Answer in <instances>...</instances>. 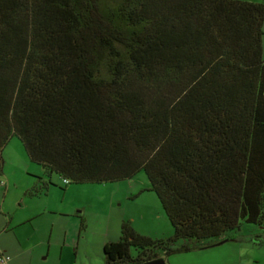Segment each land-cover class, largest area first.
<instances>
[{
  "label": "trees",
  "instance_id": "obj_1",
  "mask_svg": "<svg viewBox=\"0 0 264 264\" xmlns=\"http://www.w3.org/2000/svg\"><path fill=\"white\" fill-rule=\"evenodd\" d=\"M263 23L247 0H0V175L12 136L49 181L144 172L172 235L122 221L102 264L264 229Z\"/></svg>",
  "mask_w": 264,
  "mask_h": 264
},
{
  "label": "rangeland",
  "instance_id": "obj_2",
  "mask_svg": "<svg viewBox=\"0 0 264 264\" xmlns=\"http://www.w3.org/2000/svg\"><path fill=\"white\" fill-rule=\"evenodd\" d=\"M262 40L264 56V35ZM2 158L0 253L10 256L7 264H93L96 257L101 260L102 247L98 243L106 234L116 238L122 220L144 235H172V227L157 196L149 189L144 172L130 180L67 185L53 174L50 182L41 167L29 160L23 143L16 136L4 146ZM74 215L83 217L87 224L86 229L80 231L85 241L77 248L71 245L77 235V228L73 227H77L78 220ZM237 236L248 241L246 248L242 246L241 254L227 256L225 249L229 244L225 243L171 254L164 258L165 262L264 264V230L242 223ZM132 252L134 254V250Z\"/></svg>",
  "mask_w": 264,
  "mask_h": 264
},
{
  "label": "crops",
  "instance_id": "obj_3",
  "mask_svg": "<svg viewBox=\"0 0 264 264\" xmlns=\"http://www.w3.org/2000/svg\"><path fill=\"white\" fill-rule=\"evenodd\" d=\"M263 26H264V23H263ZM264 29V28H263ZM262 49H263V40H262ZM2 175V174H1ZM1 175H0V177H1ZM53 180H52V177H51V181L50 182H52ZM0 185H2V183L0 182ZM54 185V184H53ZM53 187H55V186H53ZM47 189H48V187H47ZM75 216V219H76V217H77V220H78V223H77V227H73L74 228V230H76L75 228H77V235H76V237L75 238H73V244H71V245H75L76 246V248L83 242V241H85V235L83 236V237H80V231H84L85 229H86V227H87V224H86V221H85V219L83 218V217H81L80 215H74ZM122 221H124V220H122ZM122 221H120V225L119 226H121V222ZM81 222H83V224L85 225V228L83 229V230H80V225H81ZM7 231H11V229H8ZM51 233H52V227L48 230V236L50 237L51 236ZM119 235H120V231H119V233H118V235L116 236V238H114V237H110V236H108L107 234L106 235H104V237L102 238V240L98 243V246H100V247H102V249H103V245L105 244V243H107V242H110V241H115V240H117L118 239V237H119ZM149 236V235H148ZM151 237V236H150ZM65 238H67V235H66V232H65ZM225 243H227V244H229L228 246L229 247H227V249H225V251H226V255L228 256V255H238V254H241V250H242V246H244L245 248H246V246L245 245H247L246 243H248V241H247V238H245V237H236V238H234L233 240H229V241H226V242H224V243H221V244H225ZM259 243V242H258ZM65 244V243H64ZM217 246V245H216ZM248 246V245H247ZM187 253V252H186ZM0 254H3V253H0ZM8 255V254H7ZM225 255V254H224ZM255 257V256H254ZM164 259V258H163ZM9 260H10V256H9ZM8 260V261H9ZM165 260V259H164ZM8 261L6 262V264L8 263ZM103 261H104V255H103V250H102V254H101V260L99 259V258H97L96 257V260H93V264H102L103 263Z\"/></svg>",
  "mask_w": 264,
  "mask_h": 264
},
{
  "label": "water",
  "instance_id": "obj_4",
  "mask_svg": "<svg viewBox=\"0 0 264 264\" xmlns=\"http://www.w3.org/2000/svg\"><path fill=\"white\" fill-rule=\"evenodd\" d=\"M223 242L224 241L218 242L215 245H219V244H221ZM140 264H167V263L165 262V260L163 258H158V259L150 260V261H147V262H144V263H140Z\"/></svg>",
  "mask_w": 264,
  "mask_h": 264
},
{
  "label": "built area",
  "instance_id": "obj_5",
  "mask_svg": "<svg viewBox=\"0 0 264 264\" xmlns=\"http://www.w3.org/2000/svg\"><path fill=\"white\" fill-rule=\"evenodd\" d=\"M63 183L67 184L68 180L67 179H62ZM9 260L8 256L5 255H0V263L6 264V262Z\"/></svg>",
  "mask_w": 264,
  "mask_h": 264
},
{
  "label": "flooded vegetation",
  "instance_id": "obj_6",
  "mask_svg": "<svg viewBox=\"0 0 264 264\" xmlns=\"http://www.w3.org/2000/svg\"><path fill=\"white\" fill-rule=\"evenodd\" d=\"M262 229V228H261ZM262 230H264V229H262Z\"/></svg>",
  "mask_w": 264,
  "mask_h": 264
}]
</instances>
